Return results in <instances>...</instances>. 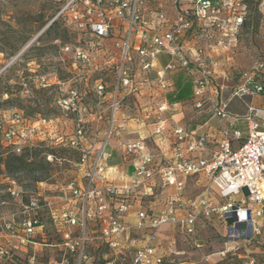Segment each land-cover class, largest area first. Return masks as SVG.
<instances>
[{"label":"built area","instance_id":"1","mask_svg":"<svg viewBox=\"0 0 264 264\" xmlns=\"http://www.w3.org/2000/svg\"><path fill=\"white\" fill-rule=\"evenodd\" d=\"M264 16V0H253ZM250 0H69L57 17L67 15L77 31L104 39L120 27L121 42L116 43L118 58L111 91L101 80L93 87L97 100L108 97L104 110L95 111L85 96L71 88L57 100L59 115L33 120L14 111L5 120L0 112V143L17 155L25 149L60 147L77 155L68 161L74 174L53 186L27 196L12 180L11 200L20 207L3 227L9 240L0 243V264L5 261L38 264L37 253L28 248L43 228L42 217L59 237L61 259L49 264H87L88 249L94 236L125 264H171L173 254H160L157 229L169 224L179 233L195 238L200 221L215 216L227 224L225 247L204 258L217 261L227 257L240 264H264L253 248L264 241V107L246 105L243 115L228 112L230 99L264 98V63L238 74L229 86L227 62L238 48L248 25ZM127 25V28H126ZM137 35L139 45H136ZM65 51L69 48L65 47ZM160 55L169 62L158 67ZM75 59L88 65L80 50ZM181 71L193 83V107L205 111L218 124L217 138L211 139L197 128L172 123L173 143L169 157L146 151L141 141L122 145V156L132 173L113 179L106 164L111 140L125 124L144 122V108L136 105L129 117L118 124L122 102L135 96L148 84V74L163 95L155 99L153 135H161L172 110L166 94L172 89L171 75ZM138 73H140L138 75ZM80 82L81 77H77ZM107 112V125L97 140L96 121ZM69 122L71 129L66 132ZM243 125V130L237 128ZM47 162L52 156L46 155ZM206 180L204 196L181 199L188 179ZM156 183V184H155ZM160 189V207L154 202ZM169 191H172L169 193ZM158 192V191H157ZM211 192L222 202L215 205ZM46 194H51L48 196ZM135 208L133 222L128 223ZM18 214L20 217H18ZM241 230L245 233L241 236ZM194 248L201 246L193 241ZM111 264V263H106Z\"/></svg>","mask_w":264,"mask_h":264},{"label":"rangeland","instance_id":"2","mask_svg":"<svg viewBox=\"0 0 264 264\" xmlns=\"http://www.w3.org/2000/svg\"><path fill=\"white\" fill-rule=\"evenodd\" d=\"M68 1L0 0V112L5 113V120L9 119L14 111L22 112L33 120L57 117L59 115L57 100L71 88L81 93H88L85 101L93 110L101 111L106 108L108 97L97 100L93 96L92 89L96 85L95 82L101 80L106 84L107 91H111L118 58L115 45L121 42V29L118 27L112 30L104 39L95 38L87 32L77 31L67 15L57 17ZM247 26L248 28L239 39L237 50L230 54V60L226 65L229 71V86L238 81L240 72L250 70L256 62L264 63V16L259 14L253 0L249 2ZM136 45H139L138 35ZM65 47L69 50L65 51ZM77 50L87 55L88 65L83 66L75 59ZM158 61L164 66L169 62V57L160 55ZM77 77H81L82 80L75 82L78 80ZM142 91L143 94H152L155 99L163 95L154 85L152 73L148 74V84ZM133 97L129 96L122 102L125 113L123 118H126L130 109L138 104L139 106L142 104V107L151 106L150 101L142 100L138 103ZM184 108L187 128L207 121L218 125V122L204 110L199 112L188 103ZM106 113L104 112L101 119L94 124L98 127L97 140L102 137L106 128ZM122 123V120L118 122V124ZM70 129L71 125L67 122L66 132ZM121 133L119 132V135ZM119 139L118 136L117 140ZM10 149L9 145L0 143V153L5 154ZM22 154L33 159L36 156L35 167L26 169L22 174H8L4 171L0 173V243L2 244L9 240V233L4 228L1 229V226L3 227V223L10 220L13 213L20 211V207L9 197L10 182L13 180L23 191V202H25L27 196L54 189V185L70 178L74 174V169L68 161L77 159L74 152L54 146L36 148L24 151ZM48 154L52 156V162L43 160V157ZM199 179L200 177L198 181ZM189 180L191 179L187 181ZM192 180L188 182L190 184L184 191L186 199H193L198 195L203 197L205 194L202 191L203 188L195 185L197 179L192 178ZM200 183L206 184V180H201ZM157 193L159 197H163L160 189ZM46 195L51 196V194ZM210 197L215 205H220L222 202L213 192ZM18 217H20L19 214ZM42 221L44 226L41 234L35 237V241L40 245L28 248L27 252L33 250L37 253L38 264H49L53 259H61L63 252L57 246L60 240L50 223L45 217H42ZM227 230L225 221L215 216L200 221L195 238L179 233L169 224H163L157 229L159 253L173 254L171 264H206L205 257L225 247ZM193 241H196L201 248H194ZM88 256L87 264H125L127 262V258L121 259L109 250L97 235L89 245ZM20 262L5 261L3 264H20ZM209 263L240 264L239 260L233 257L220 261L210 258Z\"/></svg>","mask_w":264,"mask_h":264},{"label":"crops","instance_id":"3","mask_svg":"<svg viewBox=\"0 0 264 264\" xmlns=\"http://www.w3.org/2000/svg\"><path fill=\"white\" fill-rule=\"evenodd\" d=\"M158 67H162V65L158 61ZM143 91L141 90L139 95H135L133 99H135L136 102L141 103L140 101H150V107L149 106H144V122L141 125H136L132 121H128L124 128L122 133L119 135H116L110 142L108 151L111 154L110 159L107 162V166L112 169V176L113 179L116 181H119V179L124 175H130L132 173V169L130 167V163L123 158L122 156V145L125 142L128 141H141L145 147L146 151L157 155L161 157H169L172 143H173V137L171 135V125L172 123H178L180 125L186 126V109L180 105V103H175L171 102L168 100L167 96V102L169 106L171 107L172 114L166 116H170L168 121L165 124L164 132L163 134L157 136L153 135L152 133V121L154 119V114L153 111L151 112V109L154 106L155 103V97L152 96V94H143ZM147 96V97H145ZM252 103L256 106L259 107H264V98L263 97H244L242 99H230L229 104H228V112L232 115H243L246 112V105ZM146 104V103H144ZM139 105V104H138ZM143 106L142 104H140ZM125 116V113L123 112V109L121 107V110L118 114V122H121V119ZM190 129L197 128L201 132L206 133L211 139L217 138L218 134V129H219V124H214V123H208L203 122L202 124H199L195 127H189ZM237 128L243 130V125H238ZM119 136V140H117V137ZM114 160V161H113ZM113 161V163H111ZM204 181V178L200 176L199 181L197 180L195 185L203 188L205 186L204 184H201L200 181ZM189 181H193L192 179ZM189 181L186 182L185 189L186 187L190 184L188 183ZM156 184V183H155ZM201 184V185H200ZM157 186H154L155 193H157L158 190H156ZM184 189V191H185ZM181 193V199L186 200L185 197V192ZM203 191V190H202ZM172 191H169L171 193ZM203 193V192H202ZM201 193V194H202ZM200 194V195H201ZM199 196V195H198ZM156 201L154 202V210L160 207V202L159 200L161 197H156ZM135 208L133 210H130V213L127 217V222L132 223L133 222V214H134ZM171 242V241H170ZM174 243V242H173ZM173 243H169V245H173ZM260 248L254 247L253 251L256 254H259V259H262L264 261V241L259 244ZM178 255V252H176ZM176 256V255H174ZM264 263V262H263Z\"/></svg>","mask_w":264,"mask_h":264},{"label":"trees","instance_id":"4","mask_svg":"<svg viewBox=\"0 0 264 264\" xmlns=\"http://www.w3.org/2000/svg\"><path fill=\"white\" fill-rule=\"evenodd\" d=\"M245 28H248V26ZM171 78L173 81V87L166 94L168 100L180 103L183 107H185L186 103H188L192 108H194L193 83L191 79L186 77L181 71L174 72L171 75ZM35 149L36 148H25L19 155L9 151H6L5 154L0 153V173L4 171L8 174H22L26 169L35 167L37 164V157L35 156L34 159L27 158V155L22 154L24 151ZM43 160H45V157H43ZM244 233L245 232L241 230V236H243ZM256 247L260 248V245L257 244ZM262 254L264 255V253ZM254 255L259 258V254L256 253Z\"/></svg>","mask_w":264,"mask_h":264}]
</instances>
